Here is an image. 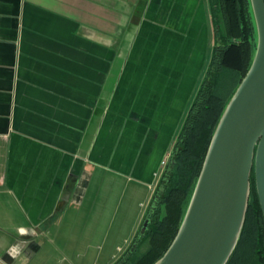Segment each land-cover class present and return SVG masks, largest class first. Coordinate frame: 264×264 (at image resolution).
Returning a JSON list of instances; mask_svg holds the SVG:
<instances>
[{
	"label": "crops",
	"instance_id": "obj_1",
	"mask_svg": "<svg viewBox=\"0 0 264 264\" xmlns=\"http://www.w3.org/2000/svg\"><path fill=\"white\" fill-rule=\"evenodd\" d=\"M215 44L208 0H0V264L131 245Z\"/></svg>",
	"mask_w": 264,
	"mask_h": 264
},
{
	"label": "trees",
	"instance_id": "obj_2",
	"mask_svg": "<svg viewBox=\"0 0 264 264\" xmlns=\"http://www.w3.org/2000/svg\"><path fill=\"white\" fill-rule=\"evenodd\" d=\"M208 4L216 44L206 75L171 153L172 162L163 170L145 214L143 223L148 219V228L145 234L138 231L114 264H154L169 249L187 212L216 127L254 60L258 37L250 0H208ZM227 264H264V215L254 170L245 225Z\"/></svg>",
	"mask_w": 264,
	"mask_h": 264
},
{
	"label": "water",
	"instance_id": "obj_3",
	"mask_svg": "<svg viewBox=\"0 0 264 264\" xmlns=\"http://www.w3.org/2000/svg\"><path fill=\"white\" fill-rule=\"evenodd\" d=\"M250 2L254 60L216 127L179 231L154 264H227L245 225L253 170L264 215V0ZM141 225L145 234L149 220Z\"/></svg>",
	"mask_w": 264,
	"mask_h": 264
},
{
	"label": "rangeland",
	"instance_id": "obj_4",
	"mask_svg": "<svg viewBox=\"0 0 264 264\" xmlns=\"http://www.w3.org/2000/svg\"><path fill=\"white\" fill-rule=\"evenodd\" d=\"M106 228H108L109 230L110 229L114 230L115 226L111 225ZM72 231L77 238L75 243L72 242V248H73L72 252H69V250L66 252H64L65 250L64 251L60 250L62 248L64 249L67 243L63 240H60V238L57 239L56 230L52 229L50 237H48L46 240L43 241L44 244L43 251L39 255V258H36V260L33 263L37 262L38 264H42V259L46 258V264H95V263L105 264L106 262L109 261H112V263L110 264H114L124 255V253L130 247V245H128V243H125L124 241L119 243H113L111 241L90 242L82 238L83 236L82 226H78V227L73 226ZM49 239H51L50 242ZM119 245L122 247L128 245L125 252H123L122 254L120 253V251L117 250V246ZM101 253L103 256L100 257L99 255ZM50 254H52V256H49Z\"/></svg>",
	"mask_w": 264,
	"mask_h": 264
},
{
	"label": "clouds",
	"instance_id": "obj_5",
	"mask_svg": "<svg viewBox=\"0 0 264 264\" xmlns=\"http://www.w3.org/2000/svg\"><path fill=\"white\" fill-rule=\"evenodd\" d=\"M17 230H18L20 235H27L28 234V230L24 227H19ZM21 251L22 250H21L20 246L15 245L9 249V255H11L13 257V259H15L16 257L21 255Z\"/></svg>",
	"mask_w": 264,
	"mask_h": 264
},
{
	"label": "built area",
	"instance_id": "obj_6",
	"mask_svg": "<svg viewBox=\"0 0 264 264\" xmlns=\"http://www.w3.org/2000/svg\"><path fill=\"white\" fill-rule=\"evenodd\" d=\"M170 158H171V154L167 157V160L163 162L164 169H165L166 166L168 165V163H169V161H170ZM120 251H122V249H120Z\"/></svg>",
	"mask_w": 264,
	"mask_h": 264
}]
</instances>
